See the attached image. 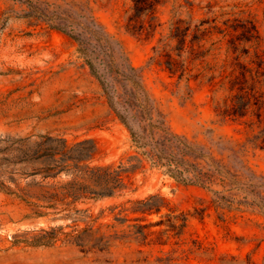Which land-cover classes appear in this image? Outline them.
<instances>
[{"label":"rangeland","instance_id":"374dc122","mask_svg":"<svg viewBox=\"0 0 264 264\" xmlns=\"http://www.w3.org/2000/svg\"><path fill=\"white\" fill-rule=\"evenodd\" d=\"M133 6L0 0V264H264V0H161L149 35L127 29ZM190 14L207 53L198 77L179 83L151 59ZM91 19L138 69L170 130L201 145L222 176L189 185L133 159L129 130L65 33L83 35ZM234 78L251 94L236 112ZM132 165L126 187L94 193L97 169ZM152 196L160 211H138Z\"/></svg>","mask_w":264,"mask_h":264},{"label":"trees","instance_id":"16d2710c","mask_svg":"<svg viewBox=\"0 0 264 264\" xmlns=\"http://www.w3.org/2000/svg\"><path fill=\"white\" fill-rule=\"evenodd\" d=\"M160 2L161 0H133L134 13L129 17L127 29L137 35L154 33ZM90 23L91 25L83 29V35L68 30H65V33L78 42L79 52L91 74L101 84L109 106L129 130L132 142L141 156L133 159L139 163L146 161L153 168L163 170L184 184L199 186L211 184L215 173L221 175L220 169L215 168L213 159L206 161L207 156L201 145L170 130L164 117L157 110L155 100L146 90L138 69L131 65L119 47L116 48L117 42L101 25L94 19H91ZM200 26L201 24L193 27L191 14L188 21L176 19L171 22L168 35L160 40L159 46L154 47L151 61L162 66L170 77L176 78L179 83L183 80L189 82L198 77V74H193L195 63L207 53L202 50L201 44L206 30H202ZM62 29L64 31V28ZM230 44L233 51H238L236 40L232 39ZM236 59L238 60V57ZM231 83L232 88L240 92L236 97L237 102L231 108L236 112L239 108H245L243 105L238 106L239 101L244 99V96L249 100L251 94L239 86L241 84L238 78H234ZM222 115L227 116L229 112L225 110ZM202 162L209 168L203 166ZM137 168V165H132L127 168L120 166L114 171L110 167L97 169L95 175L99 182L94 193L112 195L117 189L126 187L124 182L129 177L128 173L134 172ZM219 181L226 183L225 177L219 178ZM86 193L82 191L78 195L84 196ZM153 198L154 196L143 203L140 202L143 208L138 211L146 213L156 207L155 211L159 212L164 200L161 199L160 204L155 206L149 203Z\"/></svg>","mask_w":264,"mask_h":264}]
</instances>
